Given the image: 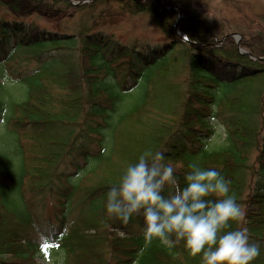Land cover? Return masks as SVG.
<instances>
[{
	"label": "trees",
	"instance_id": "trees-1",
	"mask_svg": "<svg viewBox=\"0 0 264 264\" xmlns=\"http://www.w3.org/2000/svg\"><path fill=\"white\" fill-rule=\"evenodd\" d=\"M106 1L0 0V264H200L106 214L148 147L181 185L192 161L222 173L264 264V21L236 44L163 0H118L160 29L151 41L110 29Z\"/></svg>",
	"mask_w": 264,
	"mask_h": 264
},
{
	"label": "clouds",
	"instance_id": "clouds-1",
	"mask_svg": "<svg viewBox=\"0 0 264 264\" xmlns=\"http://www.w3.org/2000/svg\"><path fill=\"white\" fill-rule=\"evenodd\" d=\"M105 211L123 223L142 217L147 244L182 243L200 264H253L261 253L246 227L232 228L244 212L222 173L192 161L181 185L164 150L148 147L127 164L106 193Z\"/></svg>",
	"mask_w": 264,
	"mask_h": 264
},
{
	"label": "rangeland",
	"instance_id": "rangeland-1",
	"mask_svg": "<svg viewBox=\"0 0 264 264\" xmlns=\"http://www.w3.org/2000/svg\"><path fill=\"white\" fill-rule=\"evenodd\" d=\"M166 1L173 5H169ZM119 4L118 0H107L100 9L106 14V25L116 34L151 41L158 40L161 37L160 29L151 23L149 16L131 17L120 15L118 11ZM179 7L213 22L215 26L222 27L229 37L234 34L241 37L239 30H243L250 25L252 27L251 20L255 23L264 21V0H163L162 2V8L166 11L175 10L178 12ZM180 17V15H177V20ZM175 26L176 34L180 35L177 24ZM232 38L237 44L236 39ZM40 214H43V212ZM116 238L121 239L122 234H118ZM51 257L55 259V256L52 255L35 261L36 263L50 264Z\"/></svg>",
	"mask_w": 264,
	"mask_h": 264
},
{
	"label": "water",
	"instance_id": "water-1",
	"mask_svg": "<svg viewBox=\"0 0 264 264\" xmlns=\"http://www.w3.org/2000/svg\"><path fill=\"white\" fill-rule=\"evenodd\" d=\"M174 8V7H173ZM176 8V7H175ZM177 9V8H176ZM176 27V26H175ZM230 36H232V37H234L235 39H236V41H237V44H239L240 43V40H241V37L238 35V34H234V35H230Z\"/></svg>",
	"mask_w": 264,
	"mask_h": 264
}]
</instances>
